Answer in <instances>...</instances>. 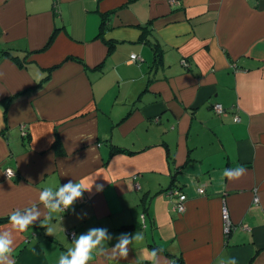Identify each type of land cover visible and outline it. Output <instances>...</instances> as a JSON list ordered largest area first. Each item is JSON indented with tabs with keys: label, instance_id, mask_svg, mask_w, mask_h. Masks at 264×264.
Here are the masks:
<instances>
[{
	"label": "crops",
	"instance_id": "1",
	"mask_svg": "<svg viewBox=\"0 0 264 264\" xmlns=\"http://www.w3.org/2000/svg\"><path fill=\"white\" fill-rule=\"evenodd\" d=\"M69 182L82 195L50 209L43 189L57 202ZM14 212L39 215L0 222V264H58L98 230L85 264H264V0H0V220Z\"/></svg>",
	"mask_w": 264,
	"mask_h": 264
},
{
	"label": "clouds",
	"instance_id": "2",
	"mask_svg": "<svg viewBox=\"0 0 264 264\" xmlns=\"http://www.w3.org/2000/svg\"><path fill=\"white\" fill-rule=\"evenodd\" d=\"M245 172V168L240 165L236 168H226L223 172V175L228 177L229 179L238 178ZM82 187L79 183H71L69 182L67 186H61L57 195L60 197L57 202H49L48 197L52 195L51 187H46L41 192V199L45 201L50 209L63 211L64 208L61 207V204L64 207L70 206L73 201L82 195ZM103 189V185H97L96 190L100 191ZM180 211L183 212V206H180ZM225 216H227V208L222 209ZM39 213L33 215L29 214L27 216H21L19 212L12 213L10 219L15 226L20 229H26L28 225H30L38 216ZM105 232L102 230L92 231L89 235L84 236L81 235L76 242V246L69 250L71 259L68 258L67 255H61L58 264H85V262L89 258L90 249L97 243H99L100 239L103 238ZM136 240H142L143 235L137 234L135 237ZM11 241L0 237V261H6L8 259V253L11 251L9 245ZM129 243V239L127 237L123 238L121 243L118 245L120 248L121 255H127L126 245ZM145 255L153 261V264H158L157 261V250L152 249L150 254L145 253ZM12 264V262H9Z\"/></svg>",
	"mask_w": 264,
	"mask_h": 264
},
{
	"label": "built area",
	"instance_id": "3",
	"mask_svg": "<svg viewBox=\"0 0 264 264\" xmlns=\"http://www.w3.org/2000/svg\"><path fill=\"white\" fill-rule=\"evenodd\" d=\"M174 2V1H173ZM174 3H176V2H174ZM131 59L133 60V61H135V60H137L138 59V57L137 56H135V55H133L132 57H131ZM213 108H214V110H215V112L218 114V115H221V114H223L224 112H226V110H225V108L223 107V105L222 104H215L214 106H213ZM235 121L236 122H240V117L239 116H236L235 117ZM22 132H23V135L24 136H27L28 135V128H27V126L26 125H24V126H22ZM6 175H7V177L8 178H13V177H15V173H14V171H12V170H7L6 171ZM200 193L201 194H204L205 193V190L203 189V188H201L200 190ZM168 194H169V196H171L172 198H175V204H174V211H176L177 213H179V214H182V213H184L185 212V203H186V201H187V197H186V195L181 191V190H179V189H177V188H174V189H172V190H170L169 192H168ZM256 201H258V199H256ZM183 206V209H184V211L183 212H181L180 211V206ZM65 210H67V207H63ZM224 208H226V207H224ZM223 220H224V230H225V234H227V235H229L230 233H231V231H232V229H233V224H232V221H231V218H230V214H229V211H228V209H227V216H225V214H224V212H223ZM68 234H69V237L72 239V240H75L76 239V233L75 232H68Z\"/></svg>",
	"mask_w": 264,
	"mask_h": 264
},
{
	"label": "trees",
	"instance_id": "4",
	"mask_svg": "<svg viewBox=\"0 0 264 264\" xmlns=\"http://www.w3.org/2000/svg\"><path fill=\"white\" fill-rule=\"evenodd\" d=\"M103 21L104 22H103L102 27H101V30H100V35L104 34V30H105V25H106V22H107V18L105 17ZM110 49H111V51H113V49H114L113 44L110 45ZM8 54H9L10 57H12V58H14V59H16V60L19 61V59L16 56H14L12 53H8ZM114 151H116V152L117 151L126 152L124 149H116V148H114ZM8 220H10V218L1 219L0 222H2V221H8Z\"/></svg>",
	"mask_w": 264,
	"mask_h": 264
}]
</instances>
